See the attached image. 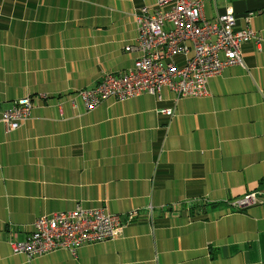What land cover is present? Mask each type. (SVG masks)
Listing matches in <instances>:
<instances>
[{
	"label": "crops",
	"instance_id": "1",
	"mask_svg": "<svg viewBox=\"0 0 264 264\" xmlns=\"http://www.w3.org/2000/svg\"><path fill=\"white\" fill-rule=\"evenodd\" d=\"M191 1L209 21L232 9L237 29L254 14L245 67L204 97L165 88L90 112L80 92L134 67L135 14L156 0H0V264H264V0ZM23 98L32 116L8 132L2 113ZM77 208L119 216L124 238L14 254L36 220Z\"/></svg>",
	"mask_w": 264,
	"mask_h": 264
},
{
	"label": "built area",
	"instance_id": "2",
	"mask_svg": "<svg viewBox=\"0 0 264 264\" xmlns=\"http://www.w3.org/2000/svg\"><path fill=\"white\" fill-rule=\"evenodd\" d=\"M202 3L191 0H156L153 8L143 7L135 14L138 37L127 52H139L134 67L121 74H104L97 86L80 92L86 109L94 111L108 100L125 102L142 94L162 100V90H171L176 101L208 94L209 81L225 69L245 67L242 46L260 45L261 38L249 26L253 13L245 18L246 26L237 29L239 18L232 9L209 21L203 16ZM181 58V60H177ZM32 101L23 98L2 113L1 122L8 132L19 130L32 116ZM173 117L174 110H161ZM258 202L256 194L234 203L243 210ZM124 238V228L117 215L105 208L41 217L33 224L30 238L11 242L14 254L29 260L59 250L73 255L82 246Z\"/></svg>",
	"mask_w": 264,
	"mask_h": 264
}]
</instances>
